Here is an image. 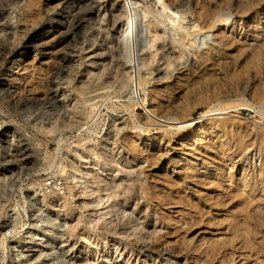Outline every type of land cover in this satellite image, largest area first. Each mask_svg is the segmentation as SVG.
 I'll list each match as a JSON object with an SVG mask.
<instances>
[{
    "label": "rangeland",
    "instance_id": "obj_1",
    "mask_svg": "<svg viewBox=\"0 0 264 264\" xmlns=\"http://www.w3.org/2000/svg\"><path fill=\"white\" fill-rule=\"evenodd\" d=\"M164 1L186 15L187 29L199 20L191 14L198 0ZM111 11L117 17L114 26ZM129 13L132 34L123 32ZM65 17L68 24L62 25ZM232 19L245 46L263 44L264 33L255 39L248 35L252 28L264 29L263 16L242 17L232 10ZM175 30L154 0H0V264H204L207 257L208 264H264V220L243 221L231 207L191 224L186 239L203 250L196 261L188 247L179 252V234L170 233V242L165 241L169 226L142 194L150 186L142 170L146 162L120 147L118 135L132 119L123 104L148 93L137 82L153 69L157 83L170 75L174 79L178 69L192 72L185 87L171 84L169 97L180 101L194 86L189 97L194 117L218 101L262 103L257 94L264 90V55L249 63L244 57L250 50L232 46L225 59L231 62L236 56L238 64L221 69L209 87L200 86L198 56L217 46L214 32L203 29L183 38ZM140 34L146 36V46L139 47ZM5 73L14 79L11 87L4 84ZM100 79H106L114 97L98 98L99 110L89 121L83 91ZM209 89L216 98L205 101ZM230 108L211 116L228 124L224 131L205 130L191 138V133L178 137L152 129L150 134L167 151L164 165L177 172L190 162L204 170L207 163L222 160L223 168L232 169L234 183L243 171L249 181L259 170L264 178V116L258 107ZM224 140L230 144L222 151ZM101 141L111 160L101 152ZM104 176L112 186L100 191ZM252 184L264 189V181ZM120 217L133 221L114 233L101 231L112 229ZM208 244L213 246L210 255ZM29 248L37 252L26 260Z\"/></svg>",
    "mask_w": 264,
    "mask_h": 264
},
{
    "label": "bare ground",
    "instance_id": "obj_2",
    "mask_svg": "<svg viewBox=\"0 0 264 264\" xmlns=\"http://www.w3.org/2000/svg\"><path fill=\"white\" fill-rule=\"evenodd\" d=\"M154 1L157 3L158 8H160V11L168 20V23H170L176 30H178L182 34L183 38L191 37L193 32L203 29H205L206 31L214 32V38L217 42V46H208V48L205 51H202L198 56V63L201 66L200 70L203 74L199 83L200 86L202 84L209 87L210 84L212 85V83H214V81L218 79L217 77L220 76L219 74L221 72V69L226 71L225 66H234L237 63L238 57L236 56L232 58L231 62H228L225 59L229 54L228 49L232 48V46L234 47V49L240 48L239 52H242L244 50V47L245 49H248V51L250 50V56L244 57L246 62L249 63L253 62V60H258L260 56L264 55V42L261 46L256 45V47L253 44H248L246 45V47L243 40H241L238 35L237 28L233 26V19L230 20L232 10H235V12H237V14H240V16L242 17L253 16L254 19V16H257V18L263 16L264 18V0H198L199 2L196 6V10L191 12V14H196L199 20H195V22H193L188 29L187 27L189 25H185L187 21H185L186 15L184 13L181 14L180 12H178V10H174V7L169 6V4H167L164 0ZM32 2L34 3V0H32ZM109 16L111 17V21L113 22H111V24L112 26H114L117 17H115L112 11L110 12ZM127 17V26H125V29H123V26L122 29L124 33L127 32L126 34H128V32H130L132 34L134 20L132 19L131 13H129V16ZM66 23L68 24L67 17H65L61 21L62 25H65ZM258 24H261V22H258ZM248 33V35H250L252 39H255L263 35L264 29L260 30L259 28L255 27L250 29V32ZM138 37L139 47L142 46V44L146 46V44L148 43L146 41V36L140 34ZM9 71H11V69H9ZM154 71L155 69L148 72V76H145V74L141 78H138V86H147L148 89L146 91L148 93H145V95L142 94L143 96L141 95L142 97H140V99H137V101L135 102H130L127 100L125 104H123L124 109L129 111L132 119L131 122H129V127L121 131L117 139L119 140L120 147L125 150L126 153H130L133 156L144 159V161L146 162V165L142 167V170L145 171L148 177H150V186L148 189L143 190L142 194L143 197L146 198L148 203H150V206L153 208L157 217L169 226V231L163 236V239L170 242V233L179 234L182 238L183 243H180L181 249H179V252H183L184 247H188L190 250H192L191 252H193L192 254L189 252V257L192 259V261H196L197 253H200L203 250L200 249V244H192L191 241L186 239V237L190 232L191 224L195 222L197 218L203 217L204 214L211 216L213 211H215L216 213H227L230 212L229 209L231 207V209L234 210L232 214L234 216L241 217L243 221L256 219L257 222H263L264 189L260 190L256 186H254L255 183L252 184V181H264V178L262 176L263 171L255 170L256 172L254 174V180L251 181L247 179L248 175L244 176L245 171H243V176L240 177L241 179L239 180L241 183H234V173L232 169L223 168L224 161L222 160L219 163L216 162L218 164L214 166H210L208 165L210 163H207L204 170L198 169L197 163L189 162L183 164L179 171L174 172L173 168L164 165L163 156L167 153V151L163 147V141L160 140L159 137L158 139L156 137H153L150 132L152 129H156L157 127H159L161 132L174 133L178 137H186V135L191 133L193 134L191 135L192 138L193 136H197L203 133L205 130L212 131L222 129L224 131L225 129H227L228 124L224 121H213V118L211 116L219 113H224L230 107H236L239 105L258 107V109L256 110L258 112L260 111L264 116V90H260L258 94L257 92L255 93L258 95L257 97L262 101V103H259V105L257 106L253 105L252 103H246L242 99L229 102L227 101L226 103L224 101V103L218 101V103L210 105L206 110L202 111L198 116L194 117L191 113V104L189 103V97H191L190 94L193 93L192 89L194 86L192 87V89H188L189 86L187 87V90H185L184 94H182L184 95V97L180 101L176 96L174 98L173 96L172 98L169 97L170 93L173 91L171 84H173L174 86L175 84H177V87H175L179 89L181 87H185L187 82L192 79V72H183L181 69H178L176 72L178 74H176L177 76H174V79H172L173 76L170 75L169 77H167L168 81L157 83L154 81ZM197 79H199V77ZM4 81V84H8V87H11L14 83V79H11L10 75L6 76V73ZM97 81L89 89L87 88L88 90L83 91L82 100L90 104V110L87 114V117H89V121L95 118L99 110V106L96 105V103L98 102V98L112 101L114 97L112 95L113 93H111L108 88L109 86L106 85V79H100V81ZM122 84L125 85L126 81L122 80ZM81 92L82 91H80V93ZM92 92H94V94H91ZM147 95H149L150 97L148 98ZM202 98H204L205 101H210L216 98V95L213 94V92H211V90L209 89L205 92V94H203ZM229 144L230 142L228 140H224L223 142H221L222 151L223 149L225 150L224 146ZM105 147L106 145L103 143L100 147L101 152L103 153L105 158L111 160L113 155H111L110 152L105 151ZM60 171H62L61 173H63L65 169L63 168ZM100 182H103V187L101 185L100 188H98V190L100 191L110 189L112 186V181L108 178L106 179L105 176L100 178ZM247 184L250 185L249 188H247ZM82 206L86 207L87 202L82 201ZM128 219L129 220H127V218L123 220L120 217L112 229L107 230L102 228L101 231L114 233L116 229H126L127 223L133 221L131 218ZM182 223H186L185 228L181 227ZM38 244L40 243H37V245ZM212 247V245H206V252H208L207 250ZM26 251L27 252L23 255V258L28 260L35 255L37 249L29 248L26 249ZM194 252H196V254H194ZM231 255L233 256V258L230 260V262L232 263L235 259V253L232 252ZM207 259L209 260L208 257ZM207 261L204 262V264H208L209 262L207 263Z\"/></svg>",
    "mask_w": 264,
    "mask_h": 264
}]
</instances>
